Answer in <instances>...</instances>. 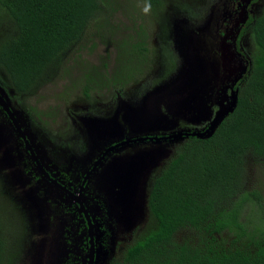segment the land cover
Returning <instances> with one entry per match:
<instances>
[{
  "label": "trees",
  "instance_id": "1",
  "mask_svg": "<svg viewBox=\"0 0 264 264\" xmlns=\"http://www.w3.org/2000/svg\"><path fill=\"white\" fill-rule=\"evenodd\" d=\"M146 2L150 5V12H145L151 15L148 21L156 23L154 17L158 16V24L163 25L159 47L151 50L146 46L147 32L140 29L136 43L126 45L125 39L117 43V59L124 46L131 49L129 59L142 60L144 67L156 69L155 57L167 56L158 71L160 77L152 82L147 78L149 71L139 78L131 75L128 80L133 79L127 83L128 80L105 84L116 83L122 88L144 80L146 90L150 84H166L165 78L177 70L181 58L171 41L173 24L168 26L165 19L180 12L195 18L198 11L178 0ZM254 3L253 12H243L245 21L231 44L233 51L224 47L221 38L219 41L213 37L221 57L226 56L228 65H223L224 69L240 61L243 75L236 85L237 107L212 135L194 136L179 143L182 144L157 174L147 219L128 246L118 252L114 264H264V188L252 182V164L264 169V0H253ZM119 5L114 0H0V70L4 74L0 81L16 94H26L50 79L54 70L67 65L89 36L100 35L104 43L118 42L121 27L114 15ZM164 5L172 6L171 10ZM234 11L236 15L238 11ZM132 18L135 21L136 16ZM92 23L96 31L91 30ZM205 32L199 31L203 47ZM165 49L169 55L164 54ZM149 54L153 59L148 62ZM103 73L111 78L112 70ZM92 83L86 81L83 90L88 100L90 89L105 85ZM162 103L168 104L167 100ZM209 104L212 109L216 103L209 98ZM5 170L8 169L0 168V197L18 212L10 191L12 173ZM1 204L0 264H11L14 255L23 253L24 245L6 236ZM20 217L24 219L21 213ZM23 228L25 240V222Z\"/></svg>",
  "mask_w": 264,
  "mask_h": 264
},
{
  "label": "flooded vegetation",
  "instance_id": "2",
  "mask_svg": "<svg viewBox=\"0 0 264 264\" xmlns=\"http://www.w3.org/2000/svg\"><path fill=\"white\" fill-rule=\"evenodd\" d=\"M214 1L219 13L215 15L218 29L213 37L231 45L244 24L243 12H253L255 3ZM187 5L194 7L197 3ZM196 10L194 20L202 19L205 10ZM180 15L185 19L166 18L168 26L174 27L190 17L187 12ZM231 15L235 21H231ZM209 18L210 21L212 14ZM193 24L196 30L202 29ZM222 27L226 32L222 33ZM240 70L232 65L217 74V86L210 88L207 96L216 103L213 112L227 104L232 89L239 90L236 85L242 79ZM153 77H160L159 72L148 78ZM162 83L150 84L147 93L153 94V87L165 85ZM0 88L5 97L0 100V133L8 140L0 144V168L6 167L8 170L3 172L12 173L10 191L17 200L13 202L22 211L28 230L23 253L14 255L11 264H33L31 250L40 245V239L42 247L35 251L38 264H114L118 252L128 246L148 217L157 174L182 144L179 143L194 137L176 140V135L201 131L210 123L195 126L198 123L192 120L193 115L205 114L202 104L200 112L196 109L182 112L180 105L168 103L161 107L157 99L160 114L149 120L150 125L133 124L134 110L142 111V103L137 104L141 99L118 94L114 98L116 106L109 102L102 108L87 98L73 102L72 105L79 106H71L64 112L72 126L67 127L68 121H63L64 127L50 131L39 115H33L25 107L22 97L14 95V89L6 88L1 81ZM223 88H227L226 97L221 94ZM131 91L129 86L123 92ZM205 101L207 106L209 100ZM192 124L194 127L189 128ZM115 128L120 130L118 136L109 133ZM160 151L168 156L159 162L153 155H160ZM140 155L146 160H140ZM112 172L116 174L113 184L108 182ZM126 214L135 218L131 225L124 223Z\"/></svg>",
  "mask_w": 264,
  "mask_h": 264
},
{
  "label": "rangeland",
  "instance_id": "3",
  "mask_svg": "<svg viewBox=\"0 0 264 264\" xmlns=\"http://www.w3.org/2000/svg\"><path fill=\"white\" fill-rule=\"evenodd\" d=\"M175 1V0H170ZM180 2H184L186 4L194 2L197 3V5H193L195 8L200 9L203 8L205 10L204 18L194 20L192 17H187L186 21H179L177 25L173 27L174 30V36H172V40L174 43V46L176 48V52L178 55L179 49L177 48V41H180V37L182 36L185 40H191L192 44L191 46H187L188 51L186 52L184 58L189 59L194 54L199 57L200 63L199 66L203 68L202 75L205 78V72L207 73L209 69L211 70V66L214 64L221 65V55L218 53V50L216 49V42L213 38L214 34H216V28L217 23L215 24V15L219 13V9L215 7L216 2L214 0H178ZM114 3H119V7L116 8V13L114 15L117 24L121 27V33L116 36V39H118V42L115 43H107L105 40H103V37L100 35H93L89 36V39L87 40L85 45H83L82 49L77 51L75 54H72L73 56L70 58L69 63L63 67H61L59 70H54L56 73L51 74V78L46 80L44 84L40 85L35 90L28 92L26 94H16V91H14V95L16 97H22L25 107L30 110L33 115H39L40 119H42L43 124L45 125V128L52 131L53 129L56 130V128L64 127L63 121H68L67 127H71V121L70 119H67L64 117V112L69 111V108L72 106L73 108L78 107L79 105H72L73 102L82 100L86 98L83 90L85 89L86 81H91V84L94 85V83L99 84H105L106 82H115V81H124L128 80L131 75H133V78L141 77L144 73L145 75L149 72L147 78L150 74H154V72H158L161 68H163V64L166 60H168L167 56H156L155 57V66L156 69L149 66H145L140 59H129L130 55V48L129 47H122L119 51V57L117 59L118 55V49H117V43H122V40H126V45L136 43V41H139L140 38L138 37L141 30H144L147 32V35L145 36L148 41L146 42V46L150 47L151 50L158 48L160 45V40L162 38L160 30V26L158 24V19L154 17L157 21L156 23L149 22V16L144 11L145 7L147 6L146 0H114ZM117 7V6H116ZM170 7L172 6H165L166 9L171 10ZM150 12V10H149ZM212 14V19L209 21V15ZM103 16V15H102ZM133 16H136L135 21ZM139 16V18L137 17ZM214 16V17H213ZM231 21H235L233 15H231ZM211 17V16H210ZM174 19L178 20L177 18H181L179 20L185 19L183 15L176 14L173 16ZM243 19V18H242ZM194 20V23L197 27H202L200 31H206L203 33V37L205 39L206 47H203L202 44H199L200 38H202L201 34H199V31L195 29L194 24L192 23ZM201 20V21H200ZM209 21V22H208ZM237 21H239V17H237ZM166 22V21H165ZM197 22H200L196 24ZM94 23L91 25V30L96 31L94 27H92ZM142 28H140V26ZM214 25V26H213ZM146 26V28H145ZM164 26L166 24L164 23ZM139 27V28H138ZM175 27L179 28L178 34L175 32ZM163 28V27H162ZM167 28V26H166ZM215 29V32H214ZM218 29V28H217ZM220 30H223V27L220 28ZM138 31V32H137ZM218 32V31H217ZM177 36V38H176ZM222 36V35H221ZM88 38V37H87ZM149 43V44H147ZM184 43V42H183ZM225 45V48H231V45H226L225 42H223ZM247 46L250 45V41L247 39L246 41ZM186 49V48H185ZM204 50V51H203ZM233 51V50H232ZM227 53V50H226ZM229 53V52H228ZM165 55H169V52L167 49H165L164 52ZM153 57L151 54H149V57L147 61L149 62L152 60ZM185 59H180V63L178 64V68L176 71L173 72V75H169L168 79L166 80V83L169 81L170 83H173V80L175 76L179 77L180 73H177L179 68L189 65L188 63H185ZM235 60V57H232V62ZM148 64V63H147ZM226 65V64H225ZM235 67L240 66V61L237 59V62L234 65ZM103 68V69H101ZM215 68H212L211 73L208 74L209 80H211V83L208 88H205L202 86V93L203 97H207L208 94L211 92L210 86L213 84L211 76L212 73L218 74L222 71H224V67H219L218 71L214 72ZM103 70H106L109 72L112 70L111 78L104 75ZM233 70V69H232ZM164 75V73H162ZM0 75L4 79V74L2 70H0ZM133 78H131L128 81H125V83L130 82ZM150 80L157 81L158 79L156 77H153ZM143 82H137V83H129L125 84L122 88L117 86L116 83H109L105 84L103 86H95V88L90 89V98L89 102H91L93 105H96L95 103L99 104L100 106L107 107V103L112 102V106L115 104L114 98H117L118 94H123V96H128L132 99H141L137 100V104H141V109L144 113L153 115V118H147L148 120L154 119V117L160 112L157 110L156 102L155 100L158 99V95L155 94L156 85L153 87L155 88L153 94H148L146 90H143ZM208 82V81H207ZM178 82L174 83L177 84ZM173 84V85H174ZM181 83H178V86ZM131 86L132 91L128 93H124L126 89ZM161 86V85H160ZM164 86V85H163ZM177 85H175V93L177 94ZM173 88V86H172ZM120 89L117 93L114 92L115 90ZM133 95L134 97H131ZM178 95V94H177ZM120 98L122 97L119 96ZM123 101V100H122ZM176 100L173 101L167 100V103L174 104ZM161 107L164 105V103H160ZM116 106V104H115ZM114 106V107H115ZM113 107V108H114ZM139 107V106H138ZM101 110V109H99ZM209 113V112H208ZM215 112L206 115H202L201 117H196V119H193L196 123H198L199 126L204 125L207 122H210L213 117L215 116ZM65 116H68L66 114ZM65 118V119H64ZM189 128H193V126H189ZM57 132V131H56ZM164 157L160 159L162 161ZM1 164V162H0ZM255 178L252 179L253 186L260 183V185L264 188V169H257L255 164H252ZM1 167V166H0ZM261 171L258 173V171ZM0 178H2L0 176ZM1 189V188H0ZM0 203L1 208L4 211V219H5V234L8 237V239H11L12 241H18V243L22 244L25 243L24 236H23V224L24 219H21L20 217V211H14L12 207L9 205V203L2 199L0 197ZM23 214V213H21ZM137 227V226H135ZM43 240H39V244L37 247H42ZM37 247L33 246V250H31V254L33 252V264H37L38 261V253Z\"/></svg>",
  "mask_w": 264,
  "mask_h": 264
},
{
  "label": "water",
  "instance_id": "4",
  "mask_svg": "<svg viewBox=\"0 0 264 264\" xmlns=\"http://www.w3.org/2000/svg\"><path fill=\"white\" fill-rule=\"evenodd\" d=\"M175 32L176 34H178L179 32V28L175 27ZM177 38V36H176ZM184 42V43H183ZM177 48L179 49V53H180V58L181 59H185L184 56L186 54V52L188 51L187 46H191L192 41L191 40H185L182 36L180 37V41H177ZM186 48V49H185ZM229 51L227 50V53ZM223 60V61H222ZM185 63H188L189 65H185L183 66L180 70H178L177 73L179 74L178 76H175L173 83H170L169 81L163 86H159L156 88L155 90V94H157L158 97V102L162 103L165 100H171L173 101L174 99L176 100L174 102V104H178L181 106L182 112L185 111V109L187 110H192L194 111L195 109L200 112L201 111V104L202 106L205 108V114L203 113H198V115H196V117H201L202 115H206L207 116L211 113H213V111L211 110V105L209 104V102L207 103L206 106V101L205 100H209L208 97H203V93H202V86H204L205 88H208L211 80H209L208 78V74L211 73L212 68L214 69V72L218 71L219 67L226 64V56L221 57V65H217L214 64L213 66H211V70L209 69V71L206 73L205 72V78L202 75L203 72V68L199 66L200 63V59L198 56H196L195 54L190 57L189 59H185ZM228 65V64H226ZM230 65V64H229ZM231 67V66H230ZM227 67V68H230ZM226 69V67H225ZM234 71V70H232ZM211 79H212V85L210 86V88H214L217 86L218 81L215 80V78L217 77V74L212 73ZM208 81V82H207ZM181 83L178 86L177 84L174 83ZM174 84V85H173ZM175 85L177 88V94L175 93ZM173 86V88H172ZM228 88V87H227ZM227 88H223L221 90V94H224V96L226 97L228 95L227 93ZM3 91H1L0 88V100L5 99L3 93ZM227 94V95H226ZM6 96V95H5ZM227 104L220 108V110H218L215 114V116L213 117V119L210 121L209 125L206 127V129H203L201 131H193V132H187V133H181L176 135V140H180V139H184V137L192 135V136H196L198 138H204L207 136L212 135L216 128L221 124V122L225 119V117L230 113L233 112L234 109L237 107L238 104V100H239V90L238 89H232L231 94L228 95L227 97ZM169 104H172L169 102ZM9 110V109H8ZM209 112V113H208ZM151 115L144 113L143 111L138 110H134L133 115H132V121H134L133 124H140V125H150V121L147 119L149 118ZM192 120L196 119L195 115L192 116ZM146 126H144L143 128H145ZM109 133L112 136H118L120 134V130H116V128L112 131H109ZM6 136H2V134L0 133V144L3 141L8 142V140H6ZM1 146V145H0ZM160 155H157V153L155 155H153L156 159L159 158V162L160 159L162 157L168 156V153H161V151L159 152ZM4 158V157H3ZM140 160L145 161L146 159H144L145 157H143L142 155L139 156ZM116 181V174L114 172L111 173L110 177L108 178V182L109 183H114ZM125 183V181L123 182ZM126 219L124 220V223L131 225L133 223V221H135L134 217L132 214H126L125 215ZM38 264V263H37Z\"/></svg>",
  "mask_w": 264,
  "mask_h": 264
},
{
  "label": "clouds",
  "instance_id": "5",
  "mask_svg": "<svg viewBox=\"0 0 264 264\" xmlns=\"http://www.w3.org/2000/svg\"><path fill=\"white\" fill-rule=\"evenodd\" d=\"M149 10H150V5L146 6L145 9H144L145 12H147Z\"/></svg>",
  "mask_w": 264,
  "mask_h": 264
}]
</instances>
